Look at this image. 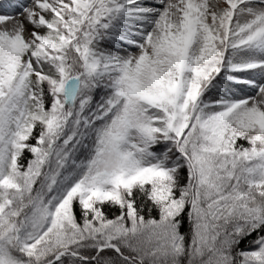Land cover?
I'll use <instances>...</instances> for the list:
<instances>
[{
    "label": "snow or ice",
    "instance_id": "6c2138e0",
    "mask_svg": "<svg viewBox=\"0 0 264 264\" xmlns=\"http://www.w3.org/2000/svg\"><path fill=\"white\" fill-rule=\"evenodd\" d=\"M0 264H264V0H0Z\"/></svg>",
    "mask_w": 264,
    "mask_h": 264
}]
</instances>
